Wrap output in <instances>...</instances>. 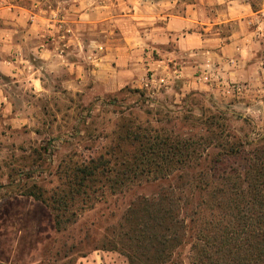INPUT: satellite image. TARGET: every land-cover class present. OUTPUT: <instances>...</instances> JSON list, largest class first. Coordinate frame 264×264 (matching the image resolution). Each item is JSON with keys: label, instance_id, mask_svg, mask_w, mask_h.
<instances>
[{"label": "rangeland", "instance_id": "obj_1", "mask_svg": "<svg viewBox=\"0 0 264 264\" xmlns=\"http://www.w3.org/2000/svg\"><path fill=\"white\" fill-rule=\"evenodd\" d=\"M199 1L0 0V200L7 198L0 205V264H130L125 252L135 257V264H160L153 259L150 212L168 219L157 222L161 226L155 224L154 231L178 235L163 252V264H208V257L214 264H228L230 251L248 255L225 242L238 222L234 203L227 199L252 180V171L244 168L246 157L254 149L264 152V91L259 90L258 99L213 90L183 94L176 83L159 82L105 95L90 78L84 86L72 83L75 90L63 83L69 60L92 66L87 55L116 49L121 32L114 19L120 14L139 17L133 21H150L157 14L162 22L163 15H182ZM248 1L254 10L264 8V0ZM205 3L206 14L216 17L227 4ZM215 27L226 36L231 24ZM31 65L41 69L44 79L39 95L23 80ZM156 134L173 144L195 142L192 157L197 160L187 167L184 155L160 159L154 152L151 168L136 170L121 191L106 192L64 230L57 231L50 209L25 192L37 187L52 192L64 167L88 161L112 144L124 145L121 159L138 161L141 135ZM236 137L238 154L218 155L227 141L236 145ZM256 172L253 177H259ZM130 207L137 209L134 220L147 224L145 237L137 239V232L133 240L120 236L131 232L123 218ZM204 223L206 229L197 237Z\"/></svg>", "mask_w": 264, "mask_h": 264}, {"label": "crops", "instance_id": "obj_2", "mask_svg": "<svg viewBox=\"0 0 264 264\" xmlns=\"http://www.w3.org/2000/svg\"><path fill=\"white\" fill-rule=\"evenodd\" d=\"M200 1L182 15H163L162 22L157 14L150 21H133L139 17L120 14L114 19L121 32L120 44L98 57L87 55L91 60L84 62L88 60L92 66L69 60L64 87L78 89L72 83L84 86L90 78L107 95L127 86L141 89L164 82L176 83L183 94L213 90L228 97L258 99L259 90L264 91L259 88L264 85V8L254 10L248 0H225L227 4L216 17L206 14L205 0ZM228 23L231 29L226 36L219 28L212 29ZM207 65L218 73L214 81H205L198 74ZM30 67L23 80L39 95L44 90L41 69ZM236 84L241 86L239 91L230 86Z\"/></svg>", "mask_w": 264, "mask_h": 264}, {"label": "trees", "instance_id": "obj_3", "mask_svg": "<svg viewBox=\"0 0 264 264\" xmlns=\"http://www.w3.org/2000/svg\"><path fill=\"white\" fill-rule=\"evenodd\" d=\"M119 137L118 139L120 140L121 136L119 135ZM127 137H130L129 134ZM133 138H135V133L133 134ZM235 140L236 145L234 144L235 141H229L230 143L227 141L224 146L219 141L218 146L222 145V147L217 152L219 153L218 155L228 156L238 154L239 150L237 147L241 143L237 142L239 141L237 137ZM191 142V140H178L173 144V142H169L168 138H163L158 134L141 135L139 149L143 150L140 153V160L138 161L137 159H134L132 162L129 159H121L119 154L124 145L121 142L116 145L112 144L105 152L96 157H91L88 161L73 163L70 166L64 167L59 175L60 183L52 192H46L40 187H37L34 191L28 190V192H25L50 209L53 224L57 231L64 230L68 228V224L78 223L81 212L92 208L103 199L106 192L114 194L118 190L121 191L126 184L125 182L138 173L136 170L143 171L145 168H151L154 152L155 157H159L160 159H163L169 153L168 157L171 160H173L174 155H184L189 159L183 162V164H187L186 166L190 167L193 160H197L196 157H192L196 152V143L194 142V146H191ZM259 149H254V153L250 157H246V165L245 167L243 166L248 172L252 171V180L248 184L247 189L235 191L227 199V203H234L231 206L236 208L234 210V217L238 222L237 228H231L227 231L225 242H230L232 248L235 250L243 248L248 252V255H244L240 252L235 253L230 251L231 255H229L228 264H264V152L260 154ZM126 153L127 151H125L124 155ZM211 168L212 166H210ZM255 171L258 172L259 177H253ZM149 172L152 171L150 170ZM6 199L2 198L0 205ZM147 201V203H152L153 200ZM243 203H247V205L243 206ZM136 210L135 207H130L123 217L124 221L129 225L128 230L131 231L129 235L128 233L120 235L126 240L135 239L134 235L136 232L137 239L145 237L142 235H145L147 230L145 225L147 224L138 223L134 220L133 213L137 212ZM149 214L150 221L148 226L152 228L153 232L150 238H152L153 250L156 252L153 259H155V263L163 264L166 262L163 259L164 257H162L163 252H168L171 249V246L178 241V235L176 233L166 235L163 233L164 231H154V225L158 224L161 226L159 223H164L162 220L167 218L164 215L152 217L151 212ZM174 219L176 223L179 222L177 217ZM160 228L162 229L163 226ZM205 229L206 224L204 223V225L198 227L196 236L198 237L202 234ZM120 240L123 243L122 239ZM142 242H147V240H142ZM116 244H118L117 241ZM159 245L162 248H159ZM109 246H111L110 248L114 247L113 243H109ZM195 246L196 244H194ZM211 247L214 248L213 245ZM216 251L217 249H214V252ZM124 254L127 256L130 264L137 262L135 261V257L130 253L125 252ZM208 259H211V262L208 264H214L213 257H208ZM167 260H169V257ZM197 260L201 263L200 259Z\"/></svg>", "mask_w": 264, "mask_h": 264}, {"label": "built area", "instance_id": "obj_4", "mask_svg": "<svg viewBox=\"0 0 264 264\" xmlns=\"http://www.w3.org/2000/svg\"><path fill=\"white\" fill-rule=\"evenodd\" d=\"M199 76L203 78L205 81L214 80V77L218 78V73L215 71V69L209 68L207 65L206 68L203 69V71L199 72ZM237 89L239 91L241 89L240 85H230Z\"/></svg>", "mask_w": 264, "mask_h": 264}]
</instances>
